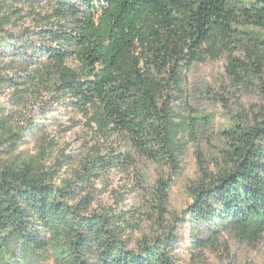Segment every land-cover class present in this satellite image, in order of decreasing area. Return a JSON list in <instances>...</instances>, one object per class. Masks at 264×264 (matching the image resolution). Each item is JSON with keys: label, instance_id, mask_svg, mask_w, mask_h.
<instances>
[{"label": "trees", "instance_id": "obj_1", "mask_svg": "<svg viewBox=\"0 0 264 264\" xmlns=\"http://www.w3.org/2000/svg\"><path fill=\"white\" fill-rule=\"evenodd\" d=\"M35 3L0 0L1 43L5 28L26 10L35 15ZM45 4V14L34 18L40 23L33 33L38 41L23 83H52L107 143L95 146L94 157L76 173L75 181L85 186L136 158L162 170L180 169L196 127L193 115L181 109L187 75L195 64L226 56L235 85H264V0L244 1L238 7L229 0H144L143 21L133 20L137 12H131L126 0ZM117 10L118 16L124 10L125 34L112 38L106 58L87 51L80 56L85 70L72 69L68 61L87 44L90 26L96 19L109 21ZM233 50L240 57H233ZM17 77L0 73V93L15 89L22 97L25 91L18 89ZM222 136V164L216 172L199 169V180L191 187L192 203L184 213L192 224L215 226V234L220 230L260 238L264 90L261 101L231 119ZM114 139L118 146L108 144ZM54 180L43 164L0 162V264H26L11 255L12 239L43 251L51 248L54 264H175V242L166 229L129 250L123 238L136 223L131 225L115 211L88 213L87 199L70 205L72 187H59ZM158 182L156 206L162 217L170 183L163 177Z\"/></svg>", "mask_w": 264, "mask_h": 264}, {"label": "rangeland", "instance_id": "obj_2", "mask_svg": "<svg viewBox=\"0 0 264 264\" xmlns=\"http://www.w3.org/2000/svg\"><path fill=\"white\" fill-rule=\"evenodd\" d=\"M17 1L20 5L31 0ZM244 1L249 0H229V3L238 7ZM126 2L132 7L131 12H137L133 20L143 21L147 9L144 0ZM47 8L45 0H36L35 15L26 10L5 28L6 40L0 42V73L20 77L18 89L25 91L22 97L15 89L5 88L0 93V162L15 166L43 164L54 174L55 185L72 187L70 205H82L87 199L88 213L115 211L131 225L136 223L138 227L127 228L123 238L129 250H136L145 238L166 229L175 242V264H264V235L252 240L220 230L215 234V226L192 224L184 213L192 203L191 187L199 180V169L216 172L222 164V152L226 149L222 130L230 126L231 119L236 120L252 104L261 101L264 89L260 88L264 85L249 88L235 85L227 73L226 56L195 64L187 75L181 109L193 115L196 127L180 169L162 170L136 158L131 165L104 173L85 186L75 181L76 173L94 157L95 146L107 143L52 83L39 86L23 83L27 77L25 70L32 67L29 56L35 54L38 41L33 33H37L40 23L34 18L38 13L45 14ZM118 12L109 21L96 19L90 26L87 44L78 47L76 56L68 61L72 69L85 70L80 56L87 51L102 58L108 56L112 38L125 34L121 18L124 10L119 16ZM233 52V57H240L239 51ZM116 142L114 139L108 144ZM161 177L170 183L162 217L157 211L159 200L155 189ZM9 251L26 264H54L51 248L43 251L12 239Z\"/></svg>", "mask_w": 264, "mask_h": 264}]
</instances>
